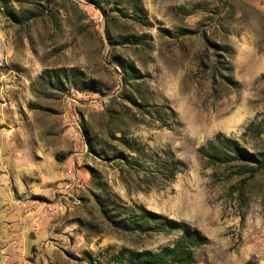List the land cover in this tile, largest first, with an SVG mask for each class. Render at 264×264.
<instances>
[{
    "label": "rangeland",
    "instance_id": "rangeland-1",
    "mask_svg": "<svg viewBox=\"0 0 264 264\" xmlns=\"http://www.w3.org/2000/svg\"><path fill=\"white\" fill-rule=\"evenodd\" d=\"M217 133L264 159V0H0V264H264V166Z\"/></svg>",
    "mask_w": 264,
    "mask_h": 264
},
{
    "label": "trees",
    "instance_id": "trees-1",
    "mask_svg": "<svg viewBox=\"0 0 264 264\" xmlns=\"http://www.w3.org/2000/svg\"><path fill=\"white\" fill-rule=\"evenodd\" d=\"M199 153L208 158L211 162H229L231 159L245 160L256 164V169L264 166V159L258 160L235 140L228 138L221 133H217L213 141L209 143V149L199 148ZM251 170L255 168L244 165ZM175 169H171L168 178H173ZM172 229L171 226L168 230ZM200 241L188 235L186 232L181 234L180 239L173 246H164L159 251H141L131 257L125 264H189L192 259V248L199 245ZM244 264H258L253 260H246Z\"/></svg>",
    "mask_w": 264,
    "mask_h": 264
}]
</instances>
